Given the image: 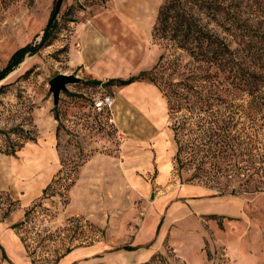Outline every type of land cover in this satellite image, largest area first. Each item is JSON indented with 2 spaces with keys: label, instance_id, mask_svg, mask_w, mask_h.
I'll return each instance as SVG.
<instances>
[{
  "label": "rangeland",
  "instance_id": "rangeland-1",
  "mask_svg": "<svg viewBox=\"0 0 264 264\" xmlns=\"http://www.w3.org/2000/svg\"><path fill=\"white\" fill-rule=\"evenodd\" d=\"M57 1L0 0V264H264V192L217 195L206 180L186 181L193 171L176 169L163 92L147 80L94 84L74 59L80 25L97 17L124 58L110 63L115 78L151 69L164 50L157 15L63 0L42 43ZM26 45L38 48L2 77ZM60 73L81 81L55 105L49 82ZM107 94L113 105L94 109ZM13 142L23 146L7 154ZM201 196L211 202L199 217L188 199Z\"/></svg>",
  "mask_w": 264,
  "mask_h": 264
},
{
  "label": "trees",
  "instance_id": "trees-1",
  "mask_svg": "<svg viewBox=\"0 0 264 264\" xmlns=\"http://www.w3.org/2000/svg\"><path fill=\"white\" fill-rule=\"evenodd\" d=\"M56 27L54 8L42 43ZM153 38L164 42V50L151 69L106 83L147 80L163 92L177 146L176 169L193 171L186 181L206 180L217 195H238L241 187L264 192V7L257 0H164ZM37 48L17 49L2 77ZM5 87L0 85V94ZM22 146L13 142L5 152L15 155Z\"/></svg>",
  "mask_w": 264,
  "mask_h": 264
},
{
  "label": "crops",
  "instance_id": "crops-1",
  "mask_svg": "<svg viewBox=\"0 0 264 264\" xmlns=\"http://www.w3.org/2000/svg\"><path fill=\"white\" fill-rule=\"evenodd\" d=\"M124 7V16L134 19L137 15L147 13L151 15L153 20L163 0L160 3L157 0H119ZM78 47L75 49L74 59H77L81 69L96 80L110 79L119 76L118 70L110 64L112 59H124L119 52L112 34L104 26L99 23V20L92 18L79 27L78 32ZM99 174V172H95ZM193 190L196 187H192ZM203 190V191H202ZM196 191L206 192V188H197ZM208 196V195H207ZM209 201H208V199ZM210 197L201 196L200 198H189V205L193 207L192 213L195 216H203L206 213V205L210 201ZM211 204V203H210ZM201 206V208H197Z\"/></svg>",
  "mask_w": 264,
  "mask_h": 264
},
{
  "label": "water",
  "instance_id": "water-1",
  "mask_svg": "<svg viewBox=\"0 0 264 264\" xmlns=\"http://www.w3.org/2000/svg\"><path fill=\"white\" fill-rule=\"evenodd\" d=\"M63 0H58L56 7H55V12L58 13L59 9L62 5ZM81 81V77L77 76L76 74H65V73H60L57 76L53 77L50 82V91L53 94V100L54 104L58 105L60 101V95L62 90H68L67 85L70 83H78Z\"/></svg>",
  "mask_w": 264,
  "mask_h": 264
},
{
  "label": "built area",
  "instance_id": "built-area-1",
  "mask_svg": "<svg viewBox=\"0 0 264 264\" xmlns=\"http://www.w3.org/2000/svg\"><path fill=\"white\" fill-rule=\"evenodd\" d=\"M114 103V99L111 95H104L102 97H100L97 100H94L93 102V107L96 110H102L105 109L107 107H111ZM235 264V263H233Z\"/></svg>",
  "mask_w": 264,
  "mask_h": 264
}]
</instances>
